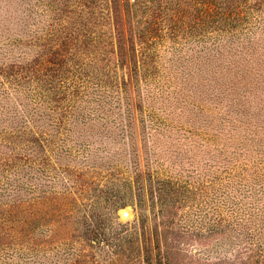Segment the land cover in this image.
<instances>
[{
	"label": "rangeland",
	"instance_id": "374dc122",
	"mask_svg": "<svg viewBox=\"0 0 264 264\" xmlns=\"http://www.w3.org/2000/svg\"><path fill=\"white\" fill-rule=\"evenodd\" d=\"M10 1L0 0V65L34 62L43 46L13 44L15 39H24L26 29L21 27L19 3L13 2L8 7ZM170 1V6L180 11L187 5L185 0ZM50 2L46 17L40 19L47 21L40 29L60 28L53 17L56 18L54 11L59 13L63 8L62 0ZM99 3L103 21L97 31L104 33L99 52H104L106 60L102 66L86 64L81 72L89 78L72 68L76 82L87 80V88L82 87L77 97L72 98L63 88L70 81L60 76L52 79L54 84L61 83L55 91L46 93L45 114L40 113L42 109L37 114L43 122L36 125L48 128L53 143L45 152L39 148L42 142L32 141L33 148H22L38 159L31 164L36 170L32 179L33 195L44 194L48 200L46 218H39V212L35 216V221L40 223L35 234L38 242L43 239L49 242L45 249L34 252L21 250V246H7L0 251V262L73 264L76 256L80 264H108L111 259L115 260L113 264H145L144 250L150 248L153 264H160V260L162 264H246L254 250L252 242L247 239L248 229L237 226L233 219L237 211L248 212L249 204L256 198H245L246 189L240 196L239 184H227L230 175L225 173V166L231 165L233 178L241 172L245 153L252 164L258 160L255 153L264 148V143L248 142L245 150H238L240 146L235 142L239 140L240 130L229 142L220 105L203 101L207 94V57L211 53V38L216 34L200 25L193 29L188 20L181 24V29L173 30L167 21L148 59L145 57L149 64L143 63L141 67V58L136 53L139 75L135 80L139 79L141 94L133 82L130 97L134 118L130 136H123L117 130L112 132V81L121 82L123 71L117 56L114 13L110 0ZM191 12L192 17L197 13L192 9ZM250 16L258 19L252 20L257 25L264 24V13L253 12ZM58 18V22L70 28L69 34L85 24L75 16L60 14ZM117 18L123 34H127L129 25L125 13H119ZM60 35L47 37L43 42L49 44L47 48L61 44L62 40L56 41ZM257 36L264 38L261 34ZM86 51L96 54V47L89 45ZM36 76L22 82L15 93L30 97L29 94L40 91L45 83ZM97 79L101 81L102 93L96 99L101 102L95 100L97 104L93 106L98 108L100 103L104 115L96 113L93 122L97 124H94L97 131L90 133V128L86 131L81 128L80 123L88 121L81 118L83 112L79 116V111L91 107L88 101L94 99L92 92L100 89L95 88ZM8 80L3 77L5 87L11 92L17 84ZM50 108L58 114L69 108V118L62 123H49L53 115ZM30 126L36 130L35 123ZM32 135L29 137H38L36 133ZM260 137L264 139V134ZM18 150L2 146L0 155L11 151L18 154ZM232 157L238 161L228 164ZM40 158H45L46 163ZM116 168L126 171V178L118 180L116 176L121 174H114ZM137 175L144 189L142 208L135 198ZM6 178H14L12 171L0 174V185ZM124 196L121 204L125 206L120 205L118 209L117 199ZM229 206L236 209L234 214ZM243 218L239 223L246 227L252 225L256 231L260 227V215L249 219L251 222Z\"/></svg>",
	"mask_w": 264,
	"mask_h": 264
},
{
	"label": "trees",
	"instance_id": "16d2710c",
	"mask_svg": "<svg viewBox=\"0 0 264 264\" xmlns=\"http://www.w3.org/2000/svg\"><path fill=\"white\" fill-rule=\"evenodd\" d=\"M99 1L62 0L63 8L59 9V13L54 11L56 18L53 17L54 20H57V25L59 24L60 28L50 30L39 27L47 21L43 19L42 22L40 19L45 18L47 8H51L50 0H12L7 4L8 7H11L13 2L19 3L21 18L23 19L20 20L21 27L23 30L26 29L23 32L24 39H15L13 44L31 46L39 44L43 46V50L34 62H25L24 64H5L4 62L0 65V127L3 126L0 128V148L5 146L19 149L18 154L11 151L9 154L0 155V174L12 171V176H14L11 180L6 178V182L0 185V251L5 250L7 246L16 245L21 246V250L34 252L45 249L49 242L46 239H43L41 243L38 242L35 234L37 226L40 225L39 222L35 221V216L39 212V218H46L45 206L48 200L44 194L39 197L33 195L32 179L33 171L36 170L31 164L38 159L31 156L32 154L23 152L22 148H33L32 141L42 142L39 148L45 152L46 148H49L53 143L48 128L36 125V122L38 124L43 122L37 114H45L47 108H43V106L47 99L46 93L55 91L57 85L61 83L54 84L52 79L60 76L66 81H70V84L64 85L63 88L72 98L77 97L82 87L87 88V80L76 82L72 68L79 70L82 75L81 70H84L86 64L95 63L102 66L106 60L104 52H99L100 46L103 45L102 36L104 35V33L97 31L98 27L102 26L103 21V18H100L103 16H101ZM110 1L114 13L113 28L116 31L118 62L123 68L122 81L117 83L112 81V132L117 130L123 136H130L131 134L134 107L131 102L130 87L133 82L138 88V94H141L139 92L141 86L139 79L135 80L139 75L136 67L139 63L136 60V53H139L141 58V67L143 63L149 64L147 57L156 44L157 38L161 37L163 24L168 21L170 28L175 30L176 28L181 29V24H186L188 20L193 29L200 25L216 34L211 38V53L207 57L209 61L208 76L205 79L207 94L203 101L220 105L219 109L223 114L229 142L235 138L234 133L238 129L240 130L238 132L239 140L235 142L238 147L240 146L238 150H245L244 147L247 146L248 142L255 143L258 140V142L264 143V139L260 137L261 133L264 134V38L257 36L258 34L264 35V24L257 25L252 20L258 19L250 16L253 12L264 13V0H185L187 5L182 7V11L172 8L170 0ZM64 6L67 8L64 9ZM191 9L195 10L198 15L195 14L192 17ZM5 11L8 9L5 8ZM121 12L125 13L128 21L127 34H123L122 25L117 18ZM181 13L186 16L181 15ZM60 14L75 16L85 24H82V27L74 28V34H69L67 30L70 28L58 22L60 19L58 15ZM56 34H61L56 39V41L62 40L61 44L47 48L49 44L44 43L43 40L45 41L47 37L50 38ZM52 41L55 39L52 38ZM89 45L96 47V54H88L86 48H89ZM6 55L7 53H5ZM52 71L56 74L50 75L49 73ZM38 74L40 77L36 76ZM33 76L45 83L40 91L29 94L30 97L27 95L26 97L19 96L18 93H15L18 92L17 87L22 82L31 80ZM82 76L89 78V75ZM126 76L128 79L125 78ZM3 77L10 79L8 82L17 84L11 92L5 87ZM91 78L93 77L91 76ZM95 86V88L100 89L93 90L94 99L88 101L91 107L79 111V116L83 112L81 118L88 121V123H80L81 128L84 131L90 128V133L97 131L95 127L97 124L93 122L96 113H103L102 116L104 115V108L100 106V103H98V108L93 106L95 103L97 104L96 101L101 102L96 99V95L100 96L102 93L101 81L98 80ZM9 94L13 97H10ZM68 101L73 102L74 99ZM57 106L60 108L61 104ZM41 109L43 111L39 113ZM68 109L63 114H58L55 109L50 108L49 111L53 115L48 119L49 123H62L63 119L67 120L66 118H69ZM77 110L75 109V112ZM34 123L37 126L36 130L30 126ZM35 133L38 137H29ZM115 135L117 134L115 133ZM245 154L241 172H237L233 178H231L232 172H230L232 170L231 165L225 166V173L230 175L227 178L229 181L227 184L232 186L239 184L240 196H242L241 192L246 189L244 195L247 196L245 198H256V200L249 204L248 212L243 210L239 213L237 211L233 221L237 226L244 225L248 229L247 239L252 242L250 244L254 250L251 251L252 254L246 264H264V148L256 151L255 156L258 160L252 164H249L250 158L247 153ZM232 158L228 164L233 160L238 161V158ZM40 160L43 164L46 163L45 158H40ZM117 172L121 174L116 176L118 180L126 178V171L123 172L116 168L114 174ZM236 177L241 179L234 181ZM140 178V175H137L134 184L137 187L135 198L142 208L144 189ZM124 199L125 196L124 198L118 197L116 202L118 209L121 207L120 205L125 206V204H121ZM241 201H244L243 197ZM229 209L232 214L235 213L236 209L233 206H229ZM244 212H246L245 215ZM259 215L262 219L259 221L260 227L257 231L252 228V225L246 227V224L239 223L242 216L243 219L251 222L249 219ZM211 230L213 231V229ZM118 253L115 254L118 255ZM144 253L145 264H153L151 249L147 248ZM73 259V264H80L79 258L75 256ZM161 261L160 264H162ZM114 262L115 260L112 262L111 259L108 264ZM0 264L8 263L3 260ZM37 264L45 263L38 262Z\"/></svg>",
	"mask_w": 264,
	"mask_h": 264
},
{
	"label": "water",
	"instance_id": "95a60500",
	"mask_svg": "<svg viewBox=\"0 0 264 264\" xmlns=\"http://www.w3.org/2000/svg\"><path fill=\"white\" fill-rule=\"evenodd\" d=\"M125 215H127V214H125Z\"/></svg>",
	"mask_w": 264,
	"mask_h": 264
}]
</instances>
